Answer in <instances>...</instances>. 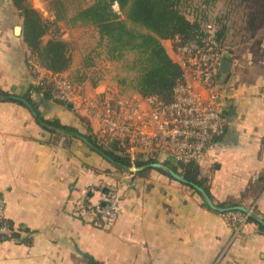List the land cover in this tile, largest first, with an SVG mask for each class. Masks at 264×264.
I'll use <instances>...</instances> for the list:
<instances>
[{
	"label": "crops",
	"instance_id": "0c3cea01",
	"mask_svg": "<svg viewBox=\"0 0 264 264\" xmlns=\"http://www.w3.org/2000/svg\"><path fill=\"white\" fill-rule=\"evenodd\" d=\"M21 25L12 0H0V88L17 94L51 73L33 64L15 31ZM225 61L230 67L220 69L218 93L227 125L199 162L200 174L215 203L255 201L264 215V35L253 53H227ZM242 63L251 68L236 71ZM99 82L81 86L93 96L104 91ZM31 96L45 118L83 133L88 119L101 135L79 105ZM121 180L113 223L80 212L82 203L99 202L104 188ZM0 195L16 231L29 230L19 241L0 239V264H264V231L256 224L232 225L196 190L156 169L143 176L118 171L80 138L46 131L26 106L9 100H0Z\"/></svg>",
	"mask_w": 264,
	"mask_h": 264
},
{
	"label": "trees",
	"instance_id": "16d2710c",
	"mask_svg": "<svg viewBox=\"0 0 264 264\" xmlns=\"http://www.w3.org/2000/svg\"><path fill=\"white\" fill-rule=\"evenodd\" d=\"M185 1L188 0H94L75 13L69 14L60 0H57L53 21L43 18L29 0H12V3L22 17V36L31 51L33 64L36 66L50 71L55 76H63L61 74L70 67L72 58L68 42L58 37H51L43 44L42 39L54 22L65 20L71 26L91 25L98 32L100 42L104 44L106 55L110 60H121L127 55L133 57L128 69L136 73L132 87L137 93L143 97L155 95L170 102L173 99L174 87L183 72L181 66L168 53L163 41H173L176 36L180 37L179 43L192 40L203 41L211 33L205 29L201 14L197 13V17H193L185 11L187 10V7L183 6ZM216 39L218 40V38ZM224 59L227 57L225 56ZM63 77L78 86H81L85 81L81 80L79 83H75L70 78ZM54 90V82L47 81L46 75H44L39 77V81L31 85L25 93H10L0 88V100L14 101L25 106L23 102L16 101L11 96L26 98L34 107L37 113L34 117L42 128L52 134L60 132L73 137L88 138L99 149L100 154L102 153L101 155L120 172L143 176L152 169L151 163L162 162L182 176L186 180L185 185L194 190H196V186L203 187L214 200L207 180L201 177L200 166L197 162L184 163L178 160L175 155L163 152L160 148H155L156 150L147 158L142 152H137L133 158L128 151L126 140L110 137L102 140L99 135L94 133L88 119L86 121L87 132L83 133L74 126L63 124L58 118H45L31 94L32 92L38 95L42 94L45 99L54 101L52 98ZM162 156L165 158L161 159ZM132 167H137L139 170L132 172ZM153 169L172 177L163 168ZM197 193L201 196L199 192ZM204 203L206 202L204 201ZM216 204L223 208H231L223 214L234 226L235 223L228 217L229 212L238 211L235 207L239 205L252 209L254 215H249L246 221L256 224L259 230L264 231V226L259 224L255 217L264 220V215L258 210L255 201L248 205L237 202H218ZM8 225L11 228L14 227L12 221H8ZM22 232L28 233L29 230L21 226L19 231L15 230L10 237L4 236L0 239L19 241ZM89 264L99 263L92 260Z\"/></svg>",
	"mask_w": 264,
	"mask_h": 264
},
{
	"label": "built area",
	"instance_id": "2783aa9c",
	"mask_svg": "<svg viewBox=\"0 0 264 264\" xmlns=\"http://www.w3.org/2000/svg\"><path fill=\"white\" fill-rule=\"evenodd\" d=\"M179 42V36L170 40L177 60L173 59L183 72L170 102L155 95H139L128 100L111 90L102 91L96 99L89 100L83 94L82 86L50 73L46 79L55 84L52 98L79 105L87 117L96 121L101 139L126 140L133 158L137 152L147 158L155 148H160L184 163H199L207 157L227 125L218 93L222 85L221 64L226 60L227 52L213 33L203 41ZM107 188L99 202L80 205V212L95 218L98 223H113L120 214L125 182H114ZM5 203L0 195V234L10 237L16 228L8 225ZM248 216L241 211L228 213L236 227L246 224Z\"/></svg>",
	"mask_w": 264,
	"mask_h": 264
},
{
	"label": "rangeland",
	"instance_id": "374dc122",
	"mask_svg": "<svg viewBox=\"0 0 264 264\" xmlns=\"http://www.w3.org/2000/svg\"><path fill=\"white\" fill-rule=\"evenodd\" d=\"M29 1L43 18L54 20L57 0ZM93 1L60 0V3L69 14H73ZM183 6L187 7L185 11L190 16L197 17V13L202 15L205 29H213L212 33L214 38H218V44L226 49L225 52L231 53L233 58H244L245 54L253 53L258 47V40L264 35V0H188ZM51 37H58L69 44L72 62L66 71L67 78L75 83L81 80L89 83L100 81V89L121 93L128 100H133L136 94L140 95L132 87L136 73L128 69L133 57L127 55L121 60H110L93 26L78 24L71 26L65 20H58L44 35L43 44ZM163 44L170 48L171 56L177 60L171 49L172 44L167 42ZM242 65L243 68L237 66L236 71L249 68L246 66L248 64ZM91 93L92 91L88 94L83 89V94L89 100L96 99L101 94L99 92L92 96Z\"/></svg>",
	"mask_w": 264,
	"mask_h": 264
},
{
	"label": "water",
	"instance_id": "95a60500",
	"mask_svg": "<svg viewBox=\"0 0 264 264\" xmlns=\"http://www.w3.org/2000/svg\"><path fill=\"white\" fill-rule=\"evenodd\" d=\"M16 33L20 34L22 32V27L21 26H17L16 29H15ZM229 67H230V62L228 61H224L222 64H221V70L224 72V73H227L228 70H229ZM13 99H15L16 101H21L25 104V106L33 113L34 116H36V112L34 110V107L32 106V104L24 97L22 96H14L12 95L11 96ZM78 138H80L85 144H87L90 148H92L93 150H95L96 152L100 153L99 149L91 142L88 140V138L84 137V136H79ZM102 154V153H101ZM150 166L152 168H163L165 170H167L169 172V174L175 178L176 180H179L183 183L186 182V180L180 176L179 174L175 173L174 171H172L171 169H169L164 163L162 162H154V163H151ZM131 170L133 171H137L139 170V168L137 167H132ZM108 190V188H104V192H106ZM196 191L199 192L201 194V196L203 197L204 201L207 203V205L212 208L213 210H216L218 212H221V213H225L227 211H229L230 209L229 208H223V207H220L218 206L214 200L210 197V195L206 192V190L201 187V186H196ZM104 204V202H103ZM233 209V208H232ZM235 209H237L238 211H242V212H245L246 214L248 215H254V212L252 209H248L246 206H243V205H239L237 207H235ZM256 217V220L259 224L263 225L264 226V220L260 217Z\"/></svg>",
	"mask_w": 264,
	"mask_h": 264
}]
</instances>
